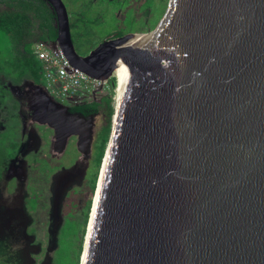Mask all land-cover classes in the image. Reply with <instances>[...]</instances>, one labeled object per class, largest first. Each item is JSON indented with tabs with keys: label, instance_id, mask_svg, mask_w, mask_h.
Returning a JSON list of instances; mask_svg holds the SVG:
<instances>
[{
	"label": "water",
	"instance_id": "95a60500",
	"mask_svg": "<svg viewBox=\"0 0 264 264\" xmlns=\"http://www.w3.org/2000/svg\"><path fill=\"white\" fill-rule=\"evenodd\" d=\"M44 1L45 48L97 82L90 97L123 64L79 264H264V0H168L150 32L85 55ZM32 87L31 120L86 152L80 122Z\"/></svg>",
	"mask_w": 264,
	"mask_h": 264
},
{
	"label": "rangeland",
	"instance_id": "374dc122",
	"mask_svg": "<svg viewBox=\"0 0 264 264\" xmlns=\"http://www.w3.org/2000/svg\"><path fill=\"white\" fill-rule=\"evenodd\" d=\"M61 2L69 22L75 24L74 29L70 30L74 50L78 55H83L115 31H120L123 35L129 33L142 35L150 32L153 29L151 27L162 17L168 0H61ZM7 39L4 37L0 40V49L4 53L8 52L10 56L12 50ZM34 51L35 48L30 45L31 56H34ZM2 56L1 52L0 57ZM37 63L41 69L39 84L43 86L48 96L59 104L64 106L68 104L66 97L56 95L59 85L57 83L46 85L42 73L47 70L53 74L56 65L51 63L48 65L49 68L45 69L44 63L39 61ZM109 81L116 83V79L113 78ZM113 89L116 90V85L105 89L111 100ZM90 92V86H84L80 82L73 92L68 90L67 93L81 97L83 94L90 95ZM98 95L96 94L94 99L98 98ZM5 99L8 102H3L6 104L4 107L8 108L9 103L12 104L13 101L6 97L4 101ZM84 99L88 100L90 97ZM26 103L25 98L23 111L28 114ZM6 112L0 104V258L9 264H53L52 257L57 247L59 229L64 225L67 213L71 210L70 203L74 200L70 195L71 191L78 189L80 192L77 195L80 199L73 210V219L80 221L85 201L89 200L91 206L94 191L90 194L88 189H82L90 167L89 161L94 153L95 135L103 125L102 116L91 115L87 120L85 132L89 133L90 139L89 148L84 153L78 152L74 137H70L71 141L68 137V143L55 151L51 129L34 123L32 126L27 125L17 159L10 166L5 160L14 153L18 133L16 123L11 121L7 122L3 130ZM13 143L15 146L11 148ZM84 230L81 251L86 225ZM79 234L80 232L77 233V237Z\"/></svg>",
	"mask_w": 264,
	"mask_h": 264
},
{
	"label": "trees",
	"instance_id": "16d2710c",
	"mask_svg": "<svg viewBox=\"0 0 264 264\" xmlns=\"http://www.w3.org/2000/svg\"><path fill=\"white\" fill-rule=\"evenodd\" d=\"M160 15V14H159ZM159 17V16H158ZM157 20V19H156ZM156 22V21H155ZM154 22V23H155ZM69 23V32L75 27L74 22ZM155 24L151 27L154 28ZM120 37L123 34L115 31L110 34ZM8 38L12 52L3 53L0 57V84L8 81L12 84H19L22 80L31 81L34 85H40V65L34 56L29 53L30 45L41 43L50 45L56 38L54 14L44 0H0V40ZM71 38V36H70ZM72 41V38H71ZM10 52V50H7ZM85 55V54H83ZM114 85L113 81H110ZM116 84V83H115ZM115 91L113 89L112 100L109 93L98 95L97 99H88L84 105L72 106L70 112L82 115L102 116L103 125L95 135L94 153L89 161V169L85 176L82 190L88 189L92 194L95 188L98 169L110 132V118L115 105ZM15 143L10 147L13 148ZM15 149V148H14ZM9 158V157H7ZM78 189L71 191L73 201L70 203L71 210L67 213L64 225L59 229L57 247L53 252V264H79L81 254V240L84 234V226L90 209L89 200L83 203L80 221L73 219V210L80 199ZM80 236L77 237V233ZM0 264H9L0 258Z\"/></svg>",
	"mask_w": 264,
	"mask_h": 264
},
{
	"label": "flooded vegetation",
	"instance_id": "af4514ba",
	"mask_svg": "<svg viewBox=\"0 0 264 264\" xmlns=\"http://www.w3.org/2000/svg\"><path fill=\"white\" fill-rule=\"evenodd\" d=\"M114 38H116V37H114ZM30 84H32V86H37L28 80H22L19 84H12L8 81H4L3 83L0 84V104L2 105L3 109L5 111H7L5 113L6 117L4 118L5 123H3V130H5L7 122L11 121L13 123H16V130L18 133V142H17V145L14 149V153L12 156H10L9 158H7L5 160L6 162H8V164L10 166L13 165V162H15V160L17 159L18 151L21 149V140L24 138V132H25L27 125L31 124V126H32L33 123L36 124L35 122H33L31 120L30 111H28V114H25V112L23 111L24 99L26 98V101H28L34 93L33 87ZM109 85H111L110 81H108L104 85L103 91H100L97 94H99V95L100 94H106L105 89H107L109 87ZM38 86L40 88L42 87L41 85H38ZM41 89H43V88H41ZM103 92H105V93H103ZM5 97L7 99H9L10 101L11 100L13 101L12 104L9 103L8 108L4 107L6 105L4 103L8 102V100H6V99L4 101ZM47 97H49L52 100V98L50 96L47 95ZM84 98H86V97H80V98H77L76 100H73L71 102L68 101V104H66L65 106L62 104L61 105L64 107H67L69 112H70V108L72 106L84 105L88 101ZM90 98L94 99V97H90ZM26 106L28 109L27 103H26ZM70 113L73 115L74 119L78 120L76 122H80V124H81L80 127L82 128V130L80 132L82 134L85 133V131L87 130V120L91 115H82V114L76 113V112H73V113L70 112ZM70 137H74L76 139L75 136H70ZM70 137L68 138L69 141H71ZM53 140H54V138H53ZM66 143H68L67 139L65 141V144ZM65 144H64V146H65ZM62 147L63 146H60V144L55 142V140L53 141V150L56 151L58 149H61Z\"/></svg>",
	"mask_w": 264,
	"mask_h": 264
},
{
	"label": "built area",
	"instance_id": "2783aa9c",
	"mask_svg": "<svg viewBox=\"0 0 264 264\" xmlns=\"http://www.w3.org/2000/svg\"><path fill=\"white\" fill-rule=\"evenodd\" d=\"M33 47L35 48L33 55L35 56L36 61L44 63V65H46L45 69H48V65L51 63L56 65V69L54 70L53 74H51V72L47 70L42 73H44L46 85H51L52 83H57L59 85V91L58 93H56L57 96L66 97V101L76 100L77 98H80L77 96L69 95L67 93L68 90H72L73 92L75 90V87H77L78 83L80 82H82L84 86L89 85L91 91L96 88L97 82L90 80L78 70L70 68L58 49L49 51L45 48V45L41 43H34ZM42 48H44V50ZM43 90L45 91V93H47L44 88ZM87 96L90 97L89 94H83V96L81 97Z\"/></svg>",
	"mask_w": 264,
	"mask_h": 264
},
{
	"label": "bare ground",
	"instance_id": "6f19581e",
	"mask_svg": "<svg viewBox=\"0 0 264 264\" xmlns=\"http://www.w3.org/2000/svg\"><path fill=\"white\" fill-rule=\"evenodd\" d=\"M122 67H123V64H119L118 67L112 73V78L116 79V84H115L116 85V90H117L118 78H119V75H120Z\"/></svg>",
	"mask_w": 264,
	"mask_h": 264
}]
</instances>
